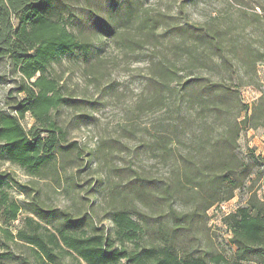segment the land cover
Wrapping results in <instances>:
<instances>
[{
	"label": "trees",
	"instance_id": "16d2710c",
	"mask_svg": "<svg viewBox=\"0 0 264 264\" xmlns=\"http://www.w3.org/2000/svg\"><path fill=\"white\" fill-rule=\"evenodd\" d=\"M78 1L0 0V62L12 75L20 76L17 91L25 94L14 111L0 109V161L17 164L32 177H41L53 161L78 160L84 155L52 115L62 106H76L77 100L64 93L60 79L48 70L66 55H77L87 63L95 53L97 34L115 35V11L137 14L132 0H108L109 15L99 17L88 29ZM163 19V14L144 15L139 21L140 38L120 33V44L137 52L165 28L189 68L219 61L218 66L233 73L240 68L253 73L264 61V47L253 49L228 39L233 33L230 26L208 30L187 23L164 25ZM172 66V60L154 62L147 86L162 93L178 75ZM189 83L197 91L200 117L211 118L213 125L222 122L224 135L212 145H203L194 157L183 159L166 186L144 175L126 183L121 179L122 188L113 190L121 200L107 209L114 225L111 231L94 225L92 218L87 221L65 210L47 209L34 198L19 204L5 188L14 178L0 171L3 222L12 225L21 211L29 213L15 231L0 227L6 238L28 247L24 255L0 251V264H66L69 257L75 264H264V201L255 192L246 206L223 218L236 247L230 256L214 245L205 246L201 230L208 210L231 200L255 173V163L238 155L237 143L244 129L264 128V94L248 105L220 79H191ZM27 113L36 121L30 129L22 124ZM175 142L167 135L156 138L155 149L162 151L164 162L175 156ZM115 170H120L116 175L120 177L123 168ZM255 184L256 179L251 181V190ZM26 194L30 196L29 191ZM128 195L145 211L136 207L134 216L126 207ZM178 201L188 209H177Z\"/></svg>",
	"mask_w": 264,
	"mask_h": 264
},
{
	"label": "rangeland",
	"instance_id": "374dc122",
	"mask_svg": "<svg viewBox=\"0 0 264 264\" xmlns=\"http://www.w3.org/2000/svg\"><path fill=\"white\" fill-rule=\"evenodd\" d=\"M102 1L100 5L97 0L78 1V9L85 12L83 20L88 29L99 17L106 19L109 15L108 0ZM132 2L137 14L113 13L112 20L117 24L115 35L99 33L94 36L96 50L90 61L85 63L77 55H66L48 70L60 79L64 93L77 100L76 106H62L52 111V115L66 128L67 137L78 143L84 155L78 160L72 157L71 160L53 161L41 177L29 176L17 164L0 161V171L14 178L5 184V188L11 199L19 204L34 198L47 209L65 210L75 218L86 217L87 221L92 218L94 225L111 231L114 225L107 209L121 200V195L113 192L122 188L121 179L126 183L130 178L144 175L158 186H166L183 159L189 155L194 157L203 145H212L224 135L222 122L213 125L211 118L200 117V106L195 97L197 91L189 88L191 79L225 81L248 105L264 94V61L257 64L253 73L241 68L233 73L225 66H218L219 61L189 68L186 57L177 50L173 36L165 28L156 37L146 40L143 48L134 53L124 48L117 36L129 33L140 38L141 18L163 14L164 25L187 23L203 25L208 30L230 26L233 33L228 39L261 49L264 47V0ZM162 59L172 60V69L178 75L159 93L147 86V81L151 65ZM19 81L20 76L12 75L6 64L0 62V109L14 111L19 98L24 97L25 94L17 91ZM237 112L235 109L234 114ZM35 122L30 113L22 119L26 129ZM159 135L176 140L172 146L175 156L166 162L162 160V151L155 149ZM99 145L103 146L100 150ZM237 153L245 162L255 163V173L236 190L231 200L211 207L206 224L201 225L204 232L202 243L214 245L229 256L236 247L230 242L232 233L223 218L246 206L253 192L264 201V128L244 129L238 139ZM115 167L123 168L120 177L116 176L120 170ZM254 179L256 184L251 190ZM125 199L126 207L133 215L136 207L145 211L129 195ZM175 207L188 209L182 201H178ZM27 215L29 213L21 211L12 225H6L0 216V227L15 231L22 226ZM27 248L6 238L0 228V251H10L17 256L24 255ZM66 264H75V261L69 257Z\"/></svg>",
	"mask_w": 264,
	"mask_h": 264
}]
</instances>
